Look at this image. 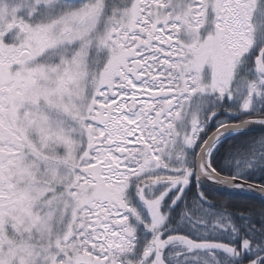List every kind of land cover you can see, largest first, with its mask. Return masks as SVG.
Wrapping results in <instances>:
<instances>
[{
    "label": "snow or ice",
    "instance_id": "1",
    "mask_svg": "<svg viewBox=\"0 0 264 264\" xmlns=\"http://www.w3.org/2000/svg\"><path fill=\"white\" fill-rule=\"evenodd\" d=\"M250 193L264 0H0V264H264Z\"/></svg>",
    "mask_w": 264,
    "mask_h": 264
},
{
    "label": "trees",
    "instance_id": "2",
    "mask_svg": "<svg viewBox=\"0 0 264 264\" xmlns=\"http://www.w3.org/2000/svg\"><path fill=\"white\" fill-rule=\"evenodd\" d=\"M262 133H258V134H251L253 136H259ZM256 183H258L259 181H255ZM228 199L226 196H223L219 193L215 194V200L219 203L222 202L224 200ZM232 205H233V209L232 210H240V209H256L258 210L261 207H264V201L261 199H258L256 197L250 196V195H246L243 199H233L231 201Z\"/></svg>",
    "mask_w": 264,
    "mask_h": 264
},
{
    "label": "water",
    "instance_id": "3",
    "mask_svg": "<svg viewBox=\"0 0 264 264\" xmlns=\"http://www.w3.org/2000/svg\"><path fill=\"white\" fill-rule=\"evenodd\" d=\"M255 128H256V130H255L253 133H251V134H258V133H261V130H260L259 126H255ZM247 195H250V196L256 197V198L261 199V200L264 201V199H262L258 193H250V194H247Z\"/></svg>",
    "mask_w": 264,
    "mask_h": 264
}]
</instances>
